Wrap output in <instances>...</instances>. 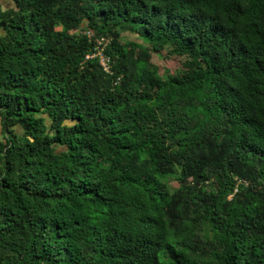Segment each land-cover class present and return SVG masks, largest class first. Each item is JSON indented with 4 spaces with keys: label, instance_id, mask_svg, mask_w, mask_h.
<instances>
[{
    "label": "trees",
    "instance_id": "16d2710c",
    "mask_svg": "<svg viewBox=\"0 0 264 264\" xmlns=\"http://www.w3.org/2000/svg\"><path fill=\"white\" fill-rule=\"evenodd\" d=\"M14 3L0 264H264V0Z\"/></svg>",
    "mask_w": 264,
    "mask_h": 264
},
{
    "label": "rangeland",
    "instance_id": "374dc122",
    "mask_svg": "<svg viewBox=\"0 0 264 264\" xmlns=\"http://www.w3.org/2000/svg\"><path fill=\"white\" fill-rule=\"evenodd\" d=\"M2 3L5 7L14 6L15 4L14 0H2ZM123 36L132 42H142V38H139L138 33L132 30L124 32ZM186 59V56H181L170 52V48L168 46L162 51H154L152 53V61L158 67L159 72L165 76L175 73L178 69L182 68ZM171 185L177 186L178 182L172 179Z\"/></svg>",
    "mask_w": 264,
    "mask_h": 264
},
{
    "label": "built area",
    "instance_id": "2783aa9c",
    "mask_svg": "<svg viewBox=\"0 0 264 264\" xmlns=\"http://www.w3.org/2000/svg\"><path fill=\"white\" fill-rule=\"evenodd\" d=\"M107 43H109V39H106V38L99 39L96 52H94L92 54H87L86 58L88 59V58H92L94 56H98L100 59V62L104 66V68L106 70H110V67H109L110 57L104 51V48L107 45Z\"/></svg>",
    "mask_w": 264,
    "mask_h": 264
},
{
    "label": "crops",
    "instance_id": "0c3cea01",
    "mask_svg": "<svg viewBox=\"0 0 264 264\" xmlns=\"http://www.w3.org/2000/svg\"><path fill=\"white\" fill-rule=\"evenodd\" d=\"M3 140V128H2V124H1V120H0V141Z\"/></svg>",
    "mask_w": 264,
    "mask_h": 264
}]
</instances>
